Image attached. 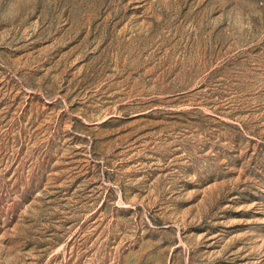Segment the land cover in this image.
<instances>
[{"label":"rangeland","instance_id":"rangeland-1","mask_svg":"<svg viewBox=\"0 0 264 264\" xmlns=\"http://www.w3.org/2000/svg\"><path fill=\"white\" fill-rule=\"evenodd\" d=\"M0 264H264V0H0Z\"/></svg>","mask_w":264,"mask_h":264}]
</instances>
